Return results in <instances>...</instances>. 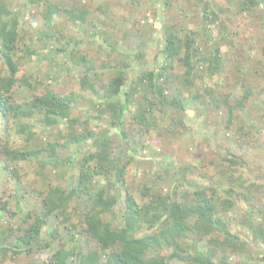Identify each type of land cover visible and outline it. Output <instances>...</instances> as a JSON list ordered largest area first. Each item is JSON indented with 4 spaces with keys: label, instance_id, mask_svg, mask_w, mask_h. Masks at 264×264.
Listing matches in <instances>:
<instances>
[{
    "label": "rangeland",
    "instance_id": "obj_1",
    "mask_svg": "<svg viewBox=\"0 0 264 264\" xmlns=\"http://www.w3.org/2000/svg\"><path fill=\"white\" fill-rule=\"evenodd\" d=\"M7 1L13 11L20 13L22 42L37 52L35 56L18 54L19 77L24 74L40 81L35 84L32 80V88L18 84L14 93L16 100L23 102L49 90L62 95L76 94L72 116L81 123L74 130L90 129L97 134L109 130V138L114 142V156L122 165L127 163L126 184L111 190L118 198L113 214L106 216L112 225L116 228L123 224L127 192L140 205L150 198L143 195L146 188H150L151 193L170 196L173 201L191 203L197 185L204 187L209 195L213 191L211 188H215L218 194L216 216L223 219L228 230L247 242L245 251L232 254L229 261L242 262L251 256L252 263L256 259L253 264H264V233L259 230L261 225L264 228V0H260L259 6L254 5L253 0H55L53 3L59 8L54 16L58 42L40 39L45 26L42 16L47 9L45 2L39 10L27 0ZM245 2L247 7L243 9ZM206 8L211 19L213 13L217 14L213 23L203 19ZM71 12L85 13L86 20H74ZM171 26L181 32L196 31L197 45L202 47L204 56H208L213 45L219 46L220 70L210 75L204 70L206 64L198 65L190 88L184 83L186 68L180 62L172 63V68L167 70L172 74V80L165 78L161 84L169 88L170 96L177 90L191 102L184 100L182 108L169 106L155 110L156 119L149 118L150 128L135 120L138 109L130 104L124 112L121 128L117 129L115 124L112 125L113 119L114 122L117 120L109 112L110 101L105 100L109 83L118 76L125 78L128 86L115 99L125 103L128 88L137 85L142 75L160 71L166 63L164 28ZM206 31L212 36L209 42ZM72 38L76 40L71 46L76 47L73 56H86L95 66L86 85H83L84 77H87L84 65L74 62L70 52L67 57L56 55L59 65L52 61L54 49L65 46L64 40ZM4 66L0 59V68ZM91 84L96 85L97 93L92 92ZM209 90L215 92L214 104L220 103V110H215L216 105L211 103ZM247 93L250 96L245 109L234 111V123L228 127L230 108L223 100L229 96L228 104L234 106ZM145 94L147 91L141 90L136 100L142 101ZM196 94L200 96L198 101L192 99ZM115 102L112 99L111 104ZM85 120L86 125L83 124ZM21 123L28 125L24 133L20 132L21 127L0 114V144L7 141L11 149L22 151L49 150V142L60 145L52 159L46 154L44 160L17 162L19 178L1 171L6 157L0 155V201L8 200L11 211L17 212L15 217L0 215V230L7 225L14 229L23 225V217L28 213L34 218L39 216L48 187L69 190L70 183L79 176L82 156L95 151L92 139L81 146L65 147L69 129L64 120L49 126L42 115L35 114ZM229 154L239 157L231 168L226 161ZM68 156H72L73 163H65ZM97 180L101 184L107 183L103 178ZM230 186L235 189L233 196L227 193ZM25 191L27 198L22 197ZM226 199L230 202L228 206L219 204L220 200ZM84 206L83 197L71 202L67 211L72 218L69 222L60 215L51 217L41 233L45 240L43 244L52 240L50 230L59 234L60 238L51 249L35 247L29 253L24 247L16 251L17 240L25 232L26 225L20 231L14 230L12 237L7 242L4 240L0 264H49L48 259L61 242L74 248L76 243L68 241L73 231L67 226L80 222L83 215L80 208ZM248 219L252 220L253 228L248 225ZM213 234L221 241L224 238L218 230L214 229ZM77 238L78 244L85 249L99 250L90 239ZM197 243L200 250L206 251V241ZM248 244L258 246L254 253L249 251ZM191 253L194 254V250ZM103 260L101 264H104ZM72 261L70 259L67 264ZM168 264L184 263L170 261Z\"/></svg>",
    "mask_w": 264,
    "mask_h": 264
},
{
    "label": "trees",
    "instance_id": "obj_2",
    "mask_svg": "<svg viewBox=\"0 0 264 264\" xmlns=\"http://www.w3.org/2000/svg\"><path fill=\"white\" fill-rule=\"evenodd\" d=\"M27 1L37 6L39 10L44 2L47 4L46 11L42 12L45 26L41 31L40 39L44 42L60 41L55 35L57 29L54 24V16L59 11L57 5L53 3L55 0ZM252 2L254 5H261L260 0H253ZM242 7L246 9L247 2L242 4ZM207 12L208 8L204 11L205 16H203V19L205 22L209 23L211 21L213 23L217 18V14L213 13L215 18L213 16L211 19L208 17ZM70 16L74 20L84 22L87 15L83 12H71ZM19 19L20 13L13 11L7 0H0V59L5 65L4 68H0V114L12 120L15 126L21 127V133H24L28 128V125H23L21 121L25 118H32L35 114L42 115L43 120L49 126H54L64 120L66 121V127L69 129V133L66 135L68 142L65 147L72 144L81 146L92 139L95 151L82 156L79 164V176L75 179V183H70L69 190L50 185L42 201L41 214L34 218L31 213H28L27 216L23 217L22 223L26 225L25 232L23 231V235L17 240L16 251L24 247L29 253L35 247L42 250L51 249L53 243L60 236L52 229L49 232L52 240H48L43 244L45 242L41 238L43 228L49 224L54 214L63 216L67 222L71 221V216L67 215L68 207L76 198L83 197L86 206L80 208L83 209L82 219L77 224L67 226L69 231H73L72 234L69 232L71 235L68 241L76 243L73 246L74 248H70L68 243L61 242L59 248L48 259L49 264H67L70 259L73 260L72 264H101L103 259L104 264H168L170 261L183 262L184 264H253L256 259L252 263L251 256L242 262L229 261L232 254H242L245 251L247 242L228 230L223 223V219L216 216L218 205L215 200L218 199V194L215 188H211L213 191L209 195L203 189L204 187L197 185L195 192L192 194L193 202L191 203L186 200V202L173 201L170 196L151 193V189L146 188L143 195L150 198L140 205L127 192L123 224L116 228L112 225L106 216L113 214L112 210L118 203V198L113 195L111 190L119 184L123 186L126 184L127 163L122 165L120 160L114 156V142L109 138V130H104L101 134H97L90 129H85L82 132L74 130L75 126L81 123L79 119L72 116L73 105L77 99L76 94L62 95L49 90L23 102L16 100L14 93L18 84L32 88V80L35 81V84L40 82L24 74L19 77L21 65L18 62V54L25 53V56H35L37 54L34 50L28 49L22 42ZM164 33L166 35L165 65L161 67L160 71H152L142 75L137 85L129 87L125 93V103H119L115 100L123 92V88L128 86L125 78L118 76L109 83L105 100L110 101L108 109L111 116L117 120V122H114L113 119L112 122V125L115 124L117 129L121 128L124 112L128 110L130 104H134L138 109L135 120L147 128H150L152 123L149 118L156 119L155 114H153L155 110L161 111L169 106L180 108L184 104L186 99L183 94L180 96L181 94L176 90V94L170 96L169 88L161 84L165 81V78L168 81L172 80V74L167 73V70L172 68V63L180 62L186 68L184 83L190 88L196 72L199 70L198 65L206 64L204 70L210 75H214L220 70L222 55L219 46L213 45L208 50V56H204L202 47L197 45L198 35L196 31L181 32L176 29V26H171L164 28ZM205 35L209 42L212 39L211 34L206 31ZM75 41V38L65 39L63 42L65 46L55 48L56 52L50 50L55 52L52 61L54 65H59L57 56L61 54L67 57L68 52H70L69 54L72 55L71 59L74 62L84 65L83 68L87 72V77H84L83 85H86L88 84V75L95 71V66L86 56H73L76 47L71 46ZM90 89L92 92L97 93L96 85L91 84ZM141 90H146L148 94L142 96V101H137L136 96L140 94ZM209 92L211 103L214 104L216 100L215 92L212 90H209ZM249 96V93L245 94L234 106L228 104L230 103L228 101L229 96H226L228 98L223 100V104H227L230 108L228 127L234 123L232 116L234 111L244 110ZM112 99L117 103L111 104ZM192 99L198 101L200 96L196 94ZM189 102L191 101H187V103ZM214 105H216L215 110L221 109L220 103ZM86 123L85 120L83 124L86 125ZM9 128L10 126L6 129ZM122 134L126 136L123 131ZM48 145L49 150L41 148L22 151L11 149L7 141L2 142L0 144V155H5L6 162L2 165L1 171L18 177L17 162L44 160L46 154L51 156L50 159L56 157V151L60 144L49 142ZM229 155H227L226 161L231 168L235 166V159L239 157ZM64 161L70 164L73 163V158L68 156ZM101 178L106 180L107 183L101 184L97 180ZM230 180L233 181V178H230ZM240 183L243 185V181ZM227 193L233 196L235 189L230 186ZM22 197H28L26 191L23 192ZM243 197L247 198L245 194H243ZM228 201L227 199L220 200L219 204L228 206L230 204ZM9 207L8 200L0 201V215L17 216V212H12ZM251 221L248 219L247 223L250 228H253L254 224ZM23 225H18L16 229L11 225H7L0 230V251L4 249L2 247L4 240L7 242L12 237L13 231H20ZM214 229L223 235L222 241L214 236ZM145 230L147 233L144 234ZM259 230L264 233L262 225ZM192 235L194 238L198 237V239H193ZM77 237L90 239L98 245L99 250L85 249L78 244L79 239ZM199 241L207 242L206 251L200 250V244L197 243ZM248 245L249 251L251 250L253 253L255 252L254 248H258L255 244ZM191 250H194V254L191 253Z\"/></svg>",
    "mask_w": 264,
    "mask_h": 264
}]
</instances>
